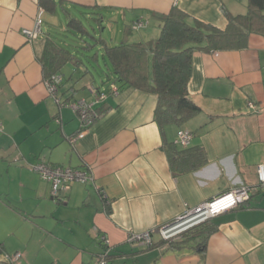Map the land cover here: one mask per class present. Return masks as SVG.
I'll list each match as a JSON object with an SVG mask.
<instances>
[{
  "label": "crops",
  "instance_id": "obj_1",
  "mask_svg": "<svg viewBox=\"0 0 264 264\" xmlns=\"http://www.w3.org/2000/svg\"><path fill=\"white\" fill-rule=\"evenodd\" d=\"M53 1L57 10L44 9L47 16L65 15L62 5L74 16L80 9L101 10V25L122 33L121 42L157 37V15L175 5L221 28L227 24L222 6L234 14L247 10V0ZM39 8H45L40 0H0V244L5 252H21L23 264H94L107 239L109 264H264V188L257 173L264 164V35L251 34L240 49L194 52L189 93L200 111L182 126L170 124L162 131L155 119L157 95L130 88L95 103L102 114L83 131L77 113L50 96L45 85L39 57L49 27L35 43L24 34ZM139 19L147 26L134 30ZM67 70L59 98L93 100L92 86L102 85L93 78L84 81L91 74L84 75L82 67ZM73 72L76 79L83 74L80 88L64 84ZM181 129L193 133L187 147H197L186 159L168 148ZM41 162L88 169L93 182H74L57 201L51 183L32 169ZM244 185L250 198L215 218L218 230L203 251L192 244L165 246L157 234L150 247L128 241L132 232L166 224Z\"/></svg>",
  "mask_w": 264,
  "mask_h": 264
},
{
  "label": "trees",
  "instance_id": "obj_2",
  "mask_svg": "<svg viewBox=\"0 0 264 264\" xmlns=\"http://www.w3.org/2000/svg\"><path fill=\"white\" fill-rule=\"evenodd\" d=\"M40 2L47 11L57 10V4L53 0ZM62 10L68 19L65 31L74 34L78 39L82 38L83 43L76 46L67 42V33L49 31L44 38L39 57L45 79L56 74L63 76L61 71L69 63L84 66V75L91 73L90 66H102L103 63L108 70L103 74V86L92 87L107 95L114 94L111 91L112 84L117 86L118 92L120 89L132 88L156 94L158 103L155 119L162 131L170 124L182 126L200 111L189 93L193 55L196 50L213 52L240 49L248 45L251 34L264 35V0H247V11L240 14H234L226 6H222L227 20L224 28L194 18L175 5L170 12L157 15L161 23L157 37L145 41H122L115 45L108 44L101 35L92 33L78 14L74 16L67 6L62 5ZM78 13L85 18H92L97 26L102 27L101 10L80 9ZM131 26H127L128 31ZM96 110L101 116L102 111ZM180 146L175 142L168 148L172 152L174 150L182 159L191 157L197 151L195 149V152H191L192 148L197 147ZM215 218L192 227L179 239L161 240V243L165 246L192 244L203 251L206 249L208 237L218 230L219 223ZM4 252V247L0 244V255Z\"/></svg>",
  "mask_w": 264,
  "mask_h": 264
},
{
  "label": "built area",
  "instance_id": "obj_3",
  "mask_svg": "<svg viewBox=\"0 0 264 264\" xmlns=\"http://www.w3.org/2000/svg\"><path fill=\"white\" fill-rule=\"evenodd\" d=\"M174 1L177 2V0ZM44 14V8H39L34 26L24 30L26 39L30 43L37 42L43 34ZM145 26H147V22L143 19L133 22V27L135 29H140ZM61 83L62 76L59 74L46 79L45 85L48 90V94L55 98L62 106H70L77 113L82 130H86L100 117L94 107V104L105 99L108 95L105 92L99 93L95 87H92L93 100L89 101L85 98H80L73 102H64L58 95ZM111 91L114 94L119 93L117 86L114 84L111 85ZM192 137L193 133L190 130L181 129L178 133L177 143L181 146H188ZM76 139V137L71 138V142L75 143ZM32 169L36 170L42 179L51 183L52 197L57 201L62 200V194L66 192L74 182H93V176L88 169H75L69 166L51 165L46 162L34 165L32 166ZM257 173L260 183L264 188V164L258 165ZM250 191V188L245 185L234 187L209 201L186 210L183 214L166 224L155 226L144 232L130 233L128 241L131 243H138L143 246H152V244L155 243L154 236L156 234L164 241L179 239L188 229H191L206 220L215 218L218 215L247 201L250 198ZM101 244L103 246V251L97 256L94 264H108V257L111 252L112 245L107 239L102 240ZM23 260L24 257L21 252H15L13 254L4 252L0 259V264H23Z\"/></svg>",
  "mask_w": 264,
  "mask_h": 264
},
{
  "label": "rangeland",
  "instance_id": "obj_4",
  "mask_svg": "<svg viewBox=\"0 0 264 264\" xmlns=\"http://www.w3.org/2000/svg\"><path fill=\"white\" fill-rule=\"evenodd\" d=\"M240 11V10H239ZM247 11V10H246ZM245 13V12H244ZM78 17L86 24V26L90 29V31L92 33H94L95 35H101L103 34V36L105 38L108 39V42L110 45H114V44H118L121 42V37H122V33L120 32H117V29H113V32L108 26H102L101 28L99 26H97L95 24V21L92 20V18H85L81 15H79V13H77ZM236 14H239L238 11L236 12ZM43 19H44V22H43V30L46 31V29L49 27L50 31L52 32H55V31H59L60 33H64L65 34L67 33V31H65L67 29V22H68V19L65 17L64 14H62L60 11L58 12L57 15H55L54 17L53 16H47V14H44L43 16ZM121 27H123V25H120ZM136 30V29H134ZM69 37L68 38V41L67 42H71L72 44L76 45V46H81L82 45V38H77V36H75L74 34H71V33H67ZM116 37V38H113ZM101 61L102 58H101ZM102 66L100 65H93V66H90L91 68V75H89V77H86L84 81L88 82L89 81V78L90 79H94L95 83H98V84H101L103 86V77H104V72L105 71H108L107 70V67L104 66L103 63H101ZM67 66H65L62 71H61V74L63 75V79H64V75L68 76L69 73H68V70L67 68H69V66H73L74 65L71 63L69 64H66ZM67 67V68H66ZM83 69H85L84 66H81ZM80 70L77 72L79 73ZM77 73L75 74V72H73V75L74 77L72 79H68L64 84L66 85V87L68 86H73L76 88H80L81 87V83L79 84L78 83V80H80L83 76V74H81V77L76 79L77 78ZM81 73V72H80ZM63 88V85L59 87V93H60V90ZM189 230V229H188ZM186 232V231H185ZM156 237H158L156 235Z\"/></svg>",
  "mask_w": 264,
  "mask_h": 264
},
{
  "label": "water",
  "instance_id": "obj_5",
  "mask_svg": "<svg viewBox=\"0 0 264 264\" xmlns=\"http://www.w3.org/2000/svg\"><path fill=\"white\" fill-rule=\"evenodd\" d=\"M100 253H101V252H100ZM100 253H99V254H100ZM99 254H98V255H99Z\"/></svg>",
  "mask_w": 264,
  "mask_h": 264
}]
</instances>
